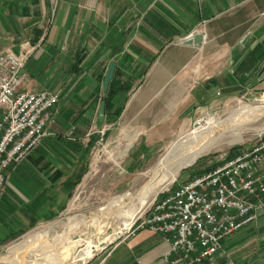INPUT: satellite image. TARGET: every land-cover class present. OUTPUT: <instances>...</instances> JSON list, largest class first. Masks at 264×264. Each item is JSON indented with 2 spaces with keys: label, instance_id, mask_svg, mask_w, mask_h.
<instances>
[{
  "label": "crops",
  "instance_id": "1",
  "mask_svg": "<svg viewBox=\"0 0 264 264\" xmlns=\"http://www.w3.org/2000/svg\"><path fill=\"white\" fill-rule=\"evenodd\" d=\"M195 30L203 41L184 43ZM5 51L27 56L25 88L59 92L60 101L41 145L10 171L19 174V188L9 182L0 202L3 238L63 210L75 179L49 150L76 160L84 140L98 135L91 129L102 122L112 61L118 95L104 123L135 124L155 137L171 138L208 111L217 90L224 98L264 92V0H0ZM85 216L76 232L85 234L94 221ZM2 224L16 231L4 232ZM168 248L160 233L142 229L94 264H165ZM222 250L233 264H264V207L256 222L222 241Z\"/></svg>",
  "mask_w": 264,
  "mask_h": 264
},
{
  "label": "rangeland",
  "instance_id": "2",
  "mask_svg": "<svg viewBox=\"0 0 264 264\" xmlns=\"http://www.w3.org/2000/svg\"><path fill=\"white\" fill-rule=\"evenodd\" d=\"M215 93L216 100L208 111L200 113L189 123L180 124L171 138L155 137L135 124L116 122L109 125L103 120L99 126L93 124V130L91 129V132H98L94 133L99 135L98 140L89 146L92 136L85 139V152L76 160H66L56 154L54 149L49 150L48 157L51 161H56V158L61 164L68 163L67 166L63 165L68 178L76 180L80 175L81 177L74 187L70 186V194L63 210L59 209L50 218L39 219L26 232L6 235L5 238L0 236V264H29L33 259L46 255L48 250L57 256L63 248L72 249L74 245L70 242L75 241V227L82 222V218L77 223L72 219L100 211L104 216L94 219L84 234V238H93L99 245V252L90 262L76 260L70 263L94 264L123 237L119 233L128 228L130 220L146 214L159 195L191 179L193 173L211 168L232 150L237 148L244 152L263 143L264 114L260 113V116L259 110H264V92L225 98L218 90ZM53 112L50 111L51 119ZM253 113L258 114L254 119ZM214 123L221 124V131L209 137L208 148L194 162L179 168L181 156L179 153H172L175 145L186 134ZM10 171L11 169L6 171L8 183L18 187L19 174L14 171L9 177ZM146 185L148 189L156 187V190L136 198ZM129 193L131 195L126 196L123 201L110 202L118 195ZM131 196L133 201H129ZM120 205L123 209H120ZM4 221L1 220V223ZM1 227L4 232L16 231L6 228L5 224ZM86 242L81 243V248L86 246ZM14 250L15 254L12 253ZM43 258L39 262L43 263Z\"/></svg>",
  "mask_w": 264,
  "mask_h": 264
},
{
  "label": "built area",
  "instance_id": "3",
  "mask_svg": "<svg viewBox=\"0 0 264 264\" xmlns=\"http://www.w3.org/2000/svg\"><path fill=\"white\" fill-rule=\"evenodd\" d=\"M27 59L13 51L0 53V202L8 185L6 171L39 147L50 111L60 101L59 92L24 87ZM219 161L159 195L121 236L142 229L160 233L169 243L165 264H233L225 259L222 241L256 222L264 207V142Z\"/></svg>",
  "mask_w": 264,
  "mask_h": 264
},
{
  "label": "bare ground",
  "instance_id": "4",
  "mask_svg": "<svg viewBox=\"0 0 264 264\" xmlns=\"http://www.w3.org/2000/svg\"><path fill=\"white\" fill-rule=\"evenodd\" d=\"M260 110H259V114L260 113L264 114V110H261V111ZM253 114H255V113H253ZM256 115H258V114H255L254 117H252V118L253 119L256 118L255 117ZM260 116H261V114H260ZM227 121H228V119H227ZM241 124H243V123H241ZM230 125H232V124H230ZM220 126H221L220 123H214L211 125L209 124L208 126L198 128L195 131L186 134L182 138V140L179 141L178 144L175 145L172 153H175V154L179 153L178 155L181 156L179 168L182 166H185L186 164L192 163V161L198 155H200L202 152H204L208 148L209 143H210L209 137L214 136L215 132L216 133L220 132L221 131V129H219ZM162 163H161V165H162ZM155 190H156V187H150L148 189V187L146 185L144 189H141V191L138 192V194L136 193L137 194L136 198L142 196L143 194H145L147 192H153ZM129 195H131V194L129 193V194H123V195L116 196L112 199L111 203H116L117 201H123L125 198H127L126 196H129ZM132 198H133L132 196L129 197V201H133L134 199H132ZM120 209H123V206H121ZM102 216H104V215L100 211H98V212L92 213L90 216H88V215L85 216V218H87V219H99ZM81 217L80 218L75 217L72 220H76L75 222L77 223L78 222L77 220L81 219ZM131 221L132 220H130V224H131ZM129 226H128V228H129ZM127 229H125L124 231H121L119 233V235H122ZM81 234H83V235H81ZM74 235L75 236L73 239L75 241L70 242L72 245H74V247L72 249L63 248L60 250V253L57 256L56 255L54 256L53 253L49 252V250H48L47 253H45L46 255H44V256H46L45 258H43L44 256L43 257L42 256L37 257V258L33 259L32 261H30L29 264H70V263H74L76 260L82 261V260H86L88 258H91L92 256L96 255V253L99 252L100 247L93 240V238H90V237L84 238V233L76 232V231H75ZM83 241H87L86 246L81 248V243ZM37 245H38V243H37ZM9 251L11 252L10 249H9ZM12 253L15 254L16 250H14V252H12ZM41 258H43V263H41V261L39 262V260ZM20 261H22V260H20Z\"/></svg>",
  "mask_w": 264,
  "mask_h": 264
},
{
  "label": "water",
  "instance_id": "5",
  "mask_svg": "<svg viewBox=\"0 0 264 264\" xmlns=\"http://www.w3.org/2000/svg\"><path fill=\"white\" fill-rule=\"evenodd\" d=\"M203 41V34L199 33L198 31H193L190 36L183 40L184 43L188 44H196L199 45ZM116 69V62L112 61L109 65L108 71L104 78L103 84V99L101 100L99 110H98V117L100 121H103L106 115V96L109 91L110 82L114 77Z\"/></svg>",
  "mask_w": 264,
  "mask_h": 264
},
{
  "label": "trees",
  "instance_id": "6",
  "mask_svg": "<svg viewBox=\"0 0 264 264\" xmlns=\"http://www.w3.org/2000/svg\"><path fill=\"white\" fill-rule=\"evenodd\" d=\"M110 85H111V86H110V89H109V91H108V93H107V96H106V110H108V111H110V109H111L110 106H111V101H112V99H113L114 94L118 95V92H114V91H113V82H111ZM122 109H123V103H122V104H119V106H117V108H116L115 111L113 112L114 115H115L116 117H119V116L121 115V113H122ZM98 137H99V135H95V136H93V137L91 138L90 142H89V143H90L89 146H92V145L95 143V141L98 140ZM238 149H239V148H238ZM241 152H243V151H238L237 148H236L235 150H232V151H231V153L227 156V158L235 157V156H237L238 154H240ZM219 163H220V162H216V163H214V164L211 166V168H208V169L204 170V172L209 171V170H212V169L215 168L217 165H219ZM204 172H203V171H197V172L193 173V175L191 176V178H194V177H196V176H198V175H201V174L204 173ZM80 177H81V175H80L76 180H74V185L77 184V182L79 181Z\"/></svg>",
  "mask_w": 264,
  "mask_h": 264
}]
</instances>
